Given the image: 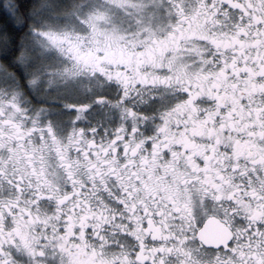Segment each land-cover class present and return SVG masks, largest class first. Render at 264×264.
Wrapping results in <instances>:
<instances>
[{"label": "flooded vegetation", "instance_id": "obj_1", "mask_svg": "<svg viewBox=\"0 0 264 264\" xmlns=\"http://www.w3.org/2000/svg\"><path fill=\"white\" fill-rule=\"evenodd\" d=\"M148 1L9 70L0 264H264V0Z\"/></svg>", "mask_w": 264, "mask_h": 264}, {"label": "rangeland", "instance_id": "obj_2", "mask_svg": "<svg viewBox=\"0 0 264 264\" xmlns=\"http://www.w3.org/2000/svg\"><path fill=\"white\" fill-rule=\"evenodd\" d=\"M148 3V0H50L49 4H54L56 7L52 8V5L47 7L44 4L40 6V9L35 14L39 25L34 27L36 29L32 31V34L27 39L32 45L31 48L37 52V55L46 54L44 60L46 62L44 63L48 64L50 59L55 57L52 52H49L51 51L48 44L50 40H62V43H64L65 40H74L75 37L81 34L83 36H91V33L92 35L106 33L103 20H117L118 18L125 20L130 18L144 19L145 15L142 12ZM70 8L71 10H69ZM53 9L56 11H53ZM69 11H73L70 16ZM66 14L68 18L67 16L65 17ZM65 18L73 21L80 19L84 25L83 27L72 26L69 35L55 31L61 29V25L66 24L59 22ZM28 45L27 47H30ZM24 57V59H30L29 56L24 55ZM31 62L32 60H26L25 63ZM15 83L12 73L0 63V90H2L0 92L7 94V98H10L7 100L8 104H14V100L17 104V100L20 98L19 89Z\"/></svg>", "mask_w": 264, "mask_h": 264}, {"label": "trees", "instance_id": "obj_3", "mask_svg": "<svg viewBox=\"0 0 264 264\" xmlns=\"http://www.w3.org/2000/svg\"><path fill=\"white\" fill-rule=\"evenodd\" d=\"M49 2L50 0H0V63L7 70H16L19 79L21 71L33 70L35 67L32 63H25L26 60L34 59L36 63L42 60L31 48L27 38L32 34L34 27L39 25L35 17L36 12L42 4L50 7L52 4ZM51 7L55 8L56 5ZM24 55L30 59H24Z\"/></svg>", "mask_w": 264, "mask_h": 264}, {"label": "clouds", "instance_id": "obj_4", "mask_svg": "<svg viewBox=\"0 0 264 264\" xmlns=\"http://www.w3.org/2000/svg\"><path fill=\"white\" fill-rule=\"evenodd\" d=\"M142 96H143L142 103H144L146 105L151 104V103H155V102L163 99V94L161 92H159L158 89L155 87H153L152 89L146 90L142 94ZM192 195H193V197H199V196L204 195V193H202L199 189H197L194 186L193 190H192ZM216 255L217 254H213V253L209 252L207 255L205 264H219V261L216 259Z\"/></svg>", "mask_w": 264, "mask_h": 264}]
</instances>
